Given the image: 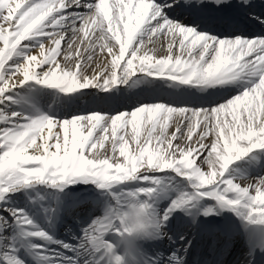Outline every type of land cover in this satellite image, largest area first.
I'll list each match as a JSON object with an SVG mask.
<instances>
[{
  "label": "bare ground",
  "instance_id": "obj_1",
  "mask_svg": "<svg viewBox=\"0 0 264 264\" xmlns=\"http://www.w3.org/2000/svg\"><path fill=\"white\" fill-rule=\"evenodd\" d=\"M139 1L143 2L144 0H115L109 3L108 0H98L97 9L101 15V18L103 20L111 21V29L113 30V33L118 35L121 44L129 43L130 49L125 60L120 61L125 52L121 45H116L113 42L112 37H109L108 35L103 33L102 38L98 40L95 39L96 41L90 43L89 45L87 44V39H84L82 41L81 47V50L84 49V51L83 54L78 58V60L81 59L80 64L82 71L86 70L88 66L98 60L99 62H101V64L99 65L100 71L104 70V66L112 68V70L119 66V73L123 72L124 69H130L132 73L140 72L147 66V63L145 65H142L144 60L140 59V56L142 54V50H140V48L143 47L145 43L149 42V45L151 44L149 50L151 52L150 54L152 55V60L156 58L154 57V55L164 54L162 50L159 51L160 43H166L168 52L175 51V47L178 48L177 41L179 36L178 31L176 30H169L165 32L158 28L153 32L146 33L145 29H147L148 25H150V23L153 21L154 17H160L159 14L156 15L155 13H149L148 15H145V17L143 16V22L145 23V28L143 29V31L138 30L132 36V38L127 37L128 28L124 30V22H129L128 26H131L135 29L137 15L134 13V8L139 4ZM152 1L150 5L151 8L154 4V0ZM157 1H161L162 3L166 0ZM179 2L180 0H177L174 3L177 5ZM43 4L44 0H15L7 7H0V37L3 36V41L0 43V57L1 52L3 51L2 48L4 49L5 46L13 48L15 41L18 38L21 39L23 37L24 32H26V29L28 27L27 24L31 23V21L35 19ZM87 5V2L76 1L75 3H72L71 7H69L67 4H63L60 7V10L56 9V14H54L49 20L46 21V23L43 24L44 26H49L50 29H57L56 31H59L58 35L56 36L59 37L56 38L54 42L46 39L45 35L43 34L22 41L19 44V50L15 51V55H20L22 53L24 54L25 52L26 61L23 62L25 67L19 65L14 75L11 74L10 79L8 78L2 83L1 89L7 88L13 82H16L18 84L22 83L32 74H35L37 77H40V79L43 80L45 78V71H40V69L46 64L45 62L47 59L46 56L43 55L45 49H48L46 53H49L51 51L49 57H52L57 56L61 48H67L69 38H71V36L74 35V31H76L75 26L77 24V21L75 20V17H77L79 13L77 11L86 8ZM173 5L174 4H171V6ZM16 7L18 8L16 9ZM57 14L60 15L58 19L56 18ZM161 14H165V12ZM173 15L179 23V29H181V23H190L192 21L191 17L183 15L181 13L180 8L175 7ZM11 17H13L14 19L17 18L20 21L14 24L10 21ZM53 18H55L56 20L52 24H48L53 20ZM3 21L6 22L2 25L1 23ZM178 23L176 22L177 25ZM204 24L205 23L203 22L197 23V25L200 27H202ZM9 26L13 29L8 33V31H6L5 29L9 28ZM64 30L67 31L63 35V33H60V31ZM219 32V29L215 28V34L213 35L207 33H197L198 39L196 42V47H194L193 49L192 47L189 49L184 48V52H189V50L191 49L192 54H194L196 52V48L198 49L200 43L202 42L201 39H209L203 47V50L201 52L202 54L209 55L215 47H217L218 49L219 47H221L224 50V54H227L230 48H232L237 42V38L236 36L220 37L219 35L221 34V32ZM10 33H12L11 36H9ZM97 35L99 36V33H97ZM144 35H146V37ZM143 36L146 38L145 40L142 39ZM216 37L219 40L217 45L210 43V41L214 40V38ZM168 39H170V42L167 44ZM248 40L250 41V39ZM259 43V41L255 42L254 46L258 45ZM109 45H112L113 48L110 51H107L106 48ZM251 45H253V43L243 44L242 47L249 49ZM31 46L35 47V49L32 52L28 53L27 50H29ZM103 48L105 49L103 50L102 54V52H99V50H102ZM170 52L169 55H167V58H170L172 56V53ZM201 53L199 55V58L204 59V57H201ZM258 53L259 52L256 50H251V57H255ZM192 54L190 58L193 57ZM15 55L11 56L9 59L7 58L8 62L6 63L5 68H16L18 57ZM102 55L104 56L103 58H101ZM100 58L101 60H99ZM157 59H162V57L158 56ZM54 62L56 63V66L58 65L57 68L60 69L61 72L65 70V68L61 65L63 63L62 59H56V61ZM246 62L247 61H245V63ZM149 63H152V61ZM163 63H165V59ZM163 63L162 68L165 67L169 62L165 64ZM254 64L255 61L248 65L247 67L249 68L247 69L254 70L252 77L256 78L259 73L257 71L259 65ZM119 73H117L116 76H118ZM154 74L156 77H160L158 73ZM105 78L111 77L107 76ZM118 78L119 76L116 80H119ZM66 81L67 82L65 89H69V91H71V81L70 79H66ZM96 83V74L85 78V82L83 85L85 88L83 89L84 92L93 88ZM118 83L121 84L122 82ZM241 85L242 83H239L232 91H235L239 86L240 87L238 90H240ZM154 86L153 88H156V85ZM152 91L153 93L145 92L141 91L139 88L133 93V95H131L130 93L119 95V90L113 89L108 98L99 97L98 99H93L88 97V100L85 103H81L77 106L69 99L60 98L55 103L53 108L50 107L48 109L49 114H51L53 118H49L48 123L43 127L42 131L39 132L37 138L30 136V133L25 131V135H22L24 134L23 132L10 133L7 134V140H12L14 145L8 141H4L2 142L0 147L12 145L17 154L21 156L20 158L25 164L40 165L36 168L30 169V172L28 173L29 177H41V179L51 180L55 177L49 175L46 172L48 166H63L65 168L66 165L70 163L71 169H73L74 167L82 169V166L76 164L79 160V157L75 153L72 154L69 159L66 158L62 162L57 159L58 156L56 150L57 144L60 140L59 136L61 135L74 138L72 140V143H75L78 148L82 149L79 150L81 154H84L88 158L94 159L93 165H95V162L101 155H107L105 158L108 159V161L105 166L98 164L97 167L93 168L94 171H97L98 175H106V173H110V171L113 170L115 172H123L129 166L131 159L133 162L136 161L140 165H147L150 169H161L166 164H172L174 162V157L177 155L179 149H183V151H188L189 153H191L193 151V148L196 147L194 142H196L197 140L200 141V138H197L196 140L194 138L191 142V144H194V146L191 147L190 145L189 147L188 145L190 140L187 141V143L185 142V136H187V134H185L184 131V127L187 129L190 127H194V125L198 124L199 120L201 122L205 121L206 129L208 130L207 127H209V131H211V134L213 135L217 127H235L236 133L232 135V138L228 140V142L231 143L232 141H237V145H235L236 149L235 151L233 150L236 153L247 151V146L243 144V142L246 140H249L253 144H256L258 141L262 142L264 140V79H262L261 82L257 81L256 79L251 81L249 85L245 87V90L243 92L236 93L233 96H229L227 97V99L222 100L221 102L213 106L192 107V105L189 104V107L182 106L180 108H177V105L180 104L177 95L170 94L166 96L165 92H160L158 91V89H153ZM157 96H159L158 99L162 100V102H148L132 112H119L116 115H110L108 113V111L114 106V103L117 101L124 100L127 102V104L133 105L137 104L139 100H153V98ZM239 97H241L243 100L240 103H237ZM163 101L168 103H164ZM194 102L201 104L199 101H192V103ZM87 106L95 107L102 112L82 115V112L88 108ZM31 107L32 106L26 107L25 104H22L20 107L16 108V110L19 111L21 120L27 117L26 112ZM260 110L262 111L261 114ZM71 112H81V114L78 117H74L73 119L67 121L65 117H67ZM176 118H178V120ZM8 119V117L5 118L3 115H0V124H2L3 121H7ZM130 120L133 121V123L126 129L125 123ZM175 121L178 122L173 127ZM180 121L181 124H179ZM15 124L17 126H20L21 123L17 121V123ZM37 124L38 123L33 125L30 124L31 133L36 130L38 126ZM244 124L246 125L245 127ZM248 126L252 128L253 133L251 136H248V138H246V136L244 135V131ZM100 129L102 130L103 134L100 133L101 136H97ZM261 130H263V132ZM125 132L126 134H124ZM169 134L171 135V138L168 140L167 137ZM193 136L196 137V134ZM123 139L125 140V142L121 144V141ZM167 142L171 143L172 147L168 152H164V150L168 149V146L165 149ZM210 142V145L207 146L203 152H201V160H203V163L207 166V169L202 175L199 174L198 169H193L189 175V180L191 182L203 184L204 182L213 180L219 173L218 169L216 168V159H214L213 153L216 151V141L211 138ZM204 144L205 143L202 142L201 146H204ZM83 145L88 148L90 146V150L86 151L87 149L86 147H83ZM227 148L229 149V147ZM133 149H137L135 155H133ZM85 152H87V154H85ZM163 155H165L164 163L162 161ZM259 157V164L254 163L252 166H250V171L248 169H244L239 172L242 175L236 178L238 179V182L236 183L235 187L218 189V192L221 193L223 200L226 201V198L229 200V198L233 196L234 193H236L234 196L236 202H238V199L240 197L243 198V200H248L254 204L258 202L262 203L264 201V177H262L261 179H256V181L253 182V175L250 176V172H252V170L256 173L260 170L261 166L264 167V157L261 156L260 153ZM187 163L191 165L190 161H187V159L182 163L178 161V166L176 167L177 171L181 172V169H185L188 165ZM233 174L234 172L232 173V175ZM70 179L74 180L75 177L71 176ZM132 184L137 185L133 187L127 186L126 188L121 189L120 193L117 192L116 194V197L117 199H119V203L121 204V210H123V215L120 217V222H122L123 224H134L135 220L146 219L149 215L150 209L154 205V200H162L163 202L166 200L169 201V209L174 214L175 218H177L176 215L177 210L179 209V205L185 206L184 203L187 202L189 195H191V200L188 202V204H191L190 206L196 204L194 202L197 198L195 196H192V193L194 192L196 194V192L188 190V183L183 178H171L160 183H155L152 176L146 174L142 175L141 177H137ZM114 187L113 190L116 189ZM207 188L209 193H211L212 190L214 191V193H216L218 184H215V186H207ZM60 191H62V189H59L57 187L54 189H48L44 186L35 185L26 189H22L18 193H15L13 195H9L7 199L3 200L2 205H4L5 207L0 208V226L5 229L6 226H4V222L9 218L7 210L10 209L13 204L20 202L23 196L28 192H42L45 194L49 192L52 193L53 196L49 199L51 200V204L55 205V212L53 213V216H55L57 223H60L64 217V212H67L66 210L64 211L66 204L65 202L67 201V199H63L62 196H64V194H62ZM81 194L85 193L81 192ZM71 196L72 194L70 193V197ZM203 200L206 201L208 199L205 198ZM107 209V207H102V210L107 212L108 215L113 213L112 211H108ZM23 212L26 214L23 218L27 217V211ZM180 219H183V217H181ZM153 220L156 221L155 217ZM19 222L21 223L22 221L19 220ZM28 225L29 228L34 227L33 220L30 221ZM42 228L48 230L49 226L44 223L42 225ZM29 231H19V243L24 245L29 244L28 247L30 249L32 248L34 251L32 249L31 251L35 252V254H38V256H42V253L38 252H43V255L46 256L48 251L52 249V245L56 243V240H46V243H43L45 239H43L42 236L38 235V233L32 234ZM106 236L108 238L111 237L115 248L121 251V243L117 236L111 231L106 234ZM77 239L80 240L81 238L77 237ZM38 242H41L43 244H39ZM77 244H79V247L75 249L68 248L66 249L69 250L68 253H60L59 257L62 260L67 261L81 259L83 261V264H91L90 261L87 262V260L85 259L91 252L97 254L96 250L99 247L98 242H95L94 245L91 243L84 244V242L81 240L78 241ZM111 251H113V249H111ZM236 253H239V251H237ZM4 255L8 257L5 259H1L0 264H22V262H19L15 257L26 260V264H34L28 257L27 253L22 250H15L14 252L9 253V255L3 254V256ZM56 256L57 255L53 257Z\"/></svg>",
  "mask_w": 264,
  "mask_h": 264
},
{
  "label": "rangeland",
  "instance_id": "obj_2",
  "mask_svg": "<svg viewBox=\"0 0 264 264\" xmlns=\"http://www.w3.org/2000/svg\"><path fill=\"white\" fill-rule=\"evenodd\" d=\"M12 0H6L4 1V4L9 5V3H11ZM64 1V0H63ZM60 2V0H47V2L43 5L42 9L38 12L37 16L35 17V20L41 16L42 14H44L45 12H47L49 9H52L54 4ZM97 0H92L90 6L86 9H83V12L79 15V20L77 21V24L75 26L76 31H74V35L71 36V38L68 40V46L65 49H60L59 53L57 54V56H52L49 57V53L47 52V48L44 51L45 56H47V60H46V64L45 66H43L41 70L45 71V79L46 81H40V79L35 78L34 75L30 76L29 79H27L25 81V83H16L13 82V85H9L7 88L5 89H1L2 83L6 80V79H10L11 74L14 75V73L17 71L16 69L18 68L19 65H21L22 67H25V65L23 64L24 61H26V57H25V52L24 54H20V55H15V51L19 50V44L25 40L28 36L29 38L32 37H37L40 34H44L46 39H49L51 42L55 41L59 31H56L57 29H44L45 26H39L38 28H31L30 30H28L27 32H25L24 37H22L21 39H17V41H15L14 47L13 48H8L7 46L4 47V49L2 48V52H1V57H0V115H5L4 117H8L9 119L7 121H3V124H0V145L2 144V142L4 141H8L10 143H13V141H9L7 140V134L10 133H15V131H17L18 133H24L28 132L30 133V136L37 138L39 132L43 129L44 125H46V123H48V120L51 116V114H49L48 112V108L53 107L55 102L61 97L60 94V90H62V79H61V75H59L61 70H58V66H56V63L54 61H56V59L63 61V63L61 64L67 73L71 74V83L75 84V85H79L82 83V80L85 78L86 76H92V75H97V78L100 79L101 83H105L102 82V79L100 78L101 76H103V71H99V65L101 64V62H99L98 60H96L95 62H93L90 66H88L86 68V70H83L82 72L80 71V73L78 72L80 69L79 66V62H76V58L78 57V55H81V46L82 43H80L79 45L76 46L77 41L79 40V38L83 35L86 34L84 36V38L86 36H88L89 38H91L90 40L92 42H95L97 39L96 38V34L99 33V35H103V32H101V29L104 31L105 29L108 28V24L105 25L104 22L102 21H98L99 17H98V13L95 10V5H96ZM142 7V6H140ZM145 8V7H143ZM94 14L92 16V18H90L91 14ZM97 13L96 17L95 14ZM47 14V13H45ZM60 15L57 14V19L59 18ZM48 17V16H46ZM43 19H45V17H43L42 19H40L36 24L39 25L41 24V22H43ZM14 23L19 22V19H11ZM56 20V19H54ZM170 21V18L166 19L165 24ZM32 23V22H31ZM160 24V23H159ZM98 25H100L98 27ZM155 26V25H154ZM152 26V28L149 29H155L156 27ZM37 27V26H36ZM10 28V29H9ZM7 30L10 31L12 28L9 27ZM35 29V30H34ZM94 29H97L96 34L94 32ZM67 30L64 31H60V33L65 34ZM28 32H30V34L28 35ZM3 35V34H1ZM101 37L99 36V39ZM73 40V41H72ZM98 40V39H97ZM3 41V36L0 37V43ZM70 43V44H69ZM35 49V47L31 46L29 50H27L28 53L32 52ZM105 48H103L102 50H99V52L101 51L103 54V50ZM112 48H107V51H110ZM17 56L18 57V63L16 68H5L6 63L8 62V59L11 56ZM107 55V54H106ZM49 57V58H48ZM104 56L102 55L101 58H103ZM8 58V59H7ZM64 58V59H63ZM101 58L99 60H101ZM6 60V61H5ZM44 60V59H42ZM2 62V63H1ZM66 63V64H65ZM60 66V67H62ZM107 69V71H109V68H104V70ZM98 70V71H97ZM14 78V77H13ZM44 79V80H45ZM62 81V82H61ZM66 97H68L71 101H75L76 104L80 103V101L78 100L77 97V93H73V94H69V95H65ZM97 95H92V97H96ZM89 97V96H88ZM23 98V99H22ZM26 103L28 105L33 106L34 104L35 106V110L33 109L32 113H26L28 115V117H25L21 120V116L19 114V111H15L14 109L19 107L22 103ZM38 102V103H37ZM38 104V105H37ZM117 107L113 108V110L110 111V114H114L117 111H120V109H136L138 107H132V106H125L124 104H118L116 105ZM88 108L85 109L82 112V115H87V114H95L98 112V110H95L94 107L91 106H87ZM117 109V110H116ZM14 112V113H13ZM80 114L79 113H71L69 114L67 117H65V119L71 120L74 117H78ZM36 118H42L40 121L41 122H37L35 119ZM20 119V127H17V125L15 123H17L16 121ZM18 121V122H19ZM39 123L36 130L34 132H30V124H36ZM102 129V128H101ZM99 130L97 136H101L102 130ZM128 132V131H127ZM101 133V134H100ZM26 133L22 134L25 135ZM126 134V132L124 133ZM170 134L168 135L167 139H170ZM60 140L59 143L57 144V156H58V160L59 161H64L66 158L69 159V157L72 154H77V156L79 157L78 162L76 163L77 165L82 166V169L74 167L73 169H71L70 163H68L66 165V167L64 168L63 166L60 167H53V166H48L46 169V172L51 175V176H56L57 177V181L54 182V180H46V179H41V177H37V178H32V179H27V180H22L24 178V176L28 175V173L30 172V169L36 168L40 165H34V164H25L22 162L21 160V156L17 154V152L14 150V147L12 145H6V146H1L0 147V168H1V163H4V168L2 170H0V181L1 182H9V183H18L16 186H13L12 188H6L5 186L1 185L0 187V191L5 190V194H3L0 197V201L7 198V196L9 195V192L12 191H19L23 188H27L30 187L32 185H41V186H47V187H54L57 185L61 186V183H68L70 181V177L71 176H75L76 180H85L88 179L90 180L88 182L89 185L94 186L97 182H99L102 178H109V179H114V183H119V187L116 189V192H119L120 189H123V185L126 183V181H128L129 179H131L134 176L139 175L141 172L145 171V168L140 167L139 164L137 163H133L132 166L134 167H138L139 170L136 173H130V167H131V163H132V159L130 162V165L123 171V172H115L110 171V173H106L103 175L98 176V174H94L97 171H94L93 168L98 165L101 164L102 166H105L108 159H106L105 157L107 155H101L98 160L95 162V165H93V161L94 159L92 158H88L87 156H85L84 154H81V152L79 150H82L80 148H78L76 146V144L72 143L73 139L72 137H66V136H59ZM125 140L123 139L121 141V144L124 143ZM87 144V143H86ZM75 146V147H74ZM167 150H164V152H168L171 148V143L167 142V145L165 147V149L167 148ZM83 147H86L85 145H83ZM86 151L90 150V146L89 148L86 147ZM133 155H135L136 149H133ZM183 152V149H179L178 150V154H181ZM85 154H87V152H85ZM56 155V154H55ZM84 155V156H83ZM105 158V159H104ZM137 169V168H134ZM84 173V174H83ZM130 173V174H129ZM129 175L127 178H123V176ZM154 175H158V174H154ZM173 175L172 172H170L169 174H163L160 173L159 178L162 179L163 176H170ZM108 179V180H109ZM122 180V181H121ZM92 192V191H91ZM100 195V193H97V196ZM96 195H93V198H95ZM113 196L109 195V193L106 191L104 194V199L107 201L109 200L110 204H114L113 199L110 197ZM92 198V200H93ZM102 198V199H103ZM35 198L34 197H29L30 202H35ZM87 203V202H84ZM90 203V202H88ZM97 205H102L101 204V200H97L94 203H90V204H86L87 207H95ZM15 210V209H14ZM10 211L8 214H10L11 218L14 216L13 215V211ZM46 212L48 213L50 210V207H48L47 209H45ZM93 210V209H92ZM83 212L82 211H71L70 215L67 216V218L62 221V224L60 225V229H58V232L56 234L54 233H43V236H47L50 235L52 236V238L56 239V246L57 249L61 248V250H63L65 248V246H75L76 245V241L75 239H71L69 238L72 234L76 233V235L80 236V237H86V239H88L92 227H98L104 223H107V218L105 217V215L102 212H97V213H90V215L84 219L82 217ZM104 218V220H103ZM51 221V219L49 220ZM54 221V220H53ZM64 222V224H63ZM51 224H53V222H51ZM55 225V224H54ZM91 227V228H90ZM84 231L85 229H88ZM97 231V229L95 230V232ZM95 234V233H94ZM66 235V236H65ZM10 236V234L8 235ZM56 251V250H54ZM53 254H55V252H53ZM52 264H62L59 263V261L57 260H53Z\"/></svg>",
  "mask_w": 264,
  "mask_h": 264
}]
</instances>
